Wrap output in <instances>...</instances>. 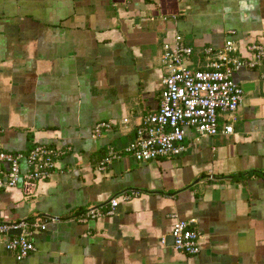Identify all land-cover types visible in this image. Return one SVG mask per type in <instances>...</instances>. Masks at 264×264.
Here are the masks:
<instances>
[{
  "label": "crops",
  "instance_id": "0c3cea01",
  "mask_svg": "<svg viewBox=\"0 0 264 264\" xmlns=\"http://www.w3.org/2000/svg\"><path fill=\"white\" fill-rule=\"evenodd\" d=\"M229 30L242 58L264 47V0H0V151L64 152L33 189L0 191V222L46 223L19 262L0 238V264H264V65L233 73L242 104L235 120L218 116L230 134L187 129L178 156L96 168L158 110L163 44L180 34L187 65L202 69L203 49L219 50ZM101 121L115 125L94 137ZM131 191L112 216L75 221ZM177 219L199 233V254L173 249Z\"/></svg>",
  "mask_w": 264,
  "mask_h": 264
},
{
  "label": "built area",
  "instance_id": "2783aa9c",
  "mask_svg": "<svg viewBox=\"0 0 264 264\" xmlns=\"http://www.w3.org/2000/svg\"><path fill=\"white\" fill-rule=\"evenodd\" d=\"M219 50L203 49L206 63L202 69H192L187 63L193 53L180 34L175 33L170 42L162 46L159 61L164 71L160 103L156 112L144 117L136 129V138L122 151L109 149L98 162L97 170L104 171L113 161L130 157L139 163L155 161L169 156H178L186 151L183 144L187 129H193L199 138L230 134L231 124L218 127V116L226 115L235 120V113L242 104L243 90L233 80V73L241 68L255 69L264 65V47L255 43L247 46L248 58H242L231 36ZM264 81V72L261 73ZM127 122L126 119L123 120ZM114 121H101L93 126V136L100 137L110 130ZM147 135V137H144ZM64 152L48 145H35L27 155L0 151V191L22 188L24 192L51 177L55 162ZM24 163L25 169H21ZM209 180L213 179L209 176ZM140 195L138 191L111 198L107 207L88 209L75 218L76 222L112 216L119 201L128 202ZM52 219V218H51ZM47 220V219H46ZM54 220V219H52ZM44 231L46 223L29 220L0 222V238L4 248L19 262L35 251L31 237L33 230ZM19 232L18 235H10ZM170 236L173 249L187 256L200 252V235L190 227L189 222L176 220Z\"/></svg>",
  "mask_w": 264,
  "mask_h": 264
},
{
  "label": "trees",
  "instance_id": "16d2710c",
  "mask_svg": "<svg viewBox=\"0 0 264 264\" xmlns=\"http://www.w3.org/2000/svg\"><path fill=\"white\" fill-rule=\"evenodd\" d=\"M27 220H29L31 222L37 221L38 223H41L42 222L39 217H35V218L27 219Z\"/></svg>",
  "mask_w": 264,
  "mask_h": 264
},
{
  "label": "water",
  "instance_id": "95a60500",
  "mask_svg": "<svg viewBox=\"0 0 264 264\" xmlns=\"http://www.w3.org/2000/svg\"><path fill=\"white\" fill-rule=\"evenodd\" d=\"M144 137H147V135H145ZM19 234V232H11L10 233V235H18ZM171 237V236H170ZM171 239H172V237H171ZM172 243H173V239H172Z\"/></svg>",
  "mask_w": 264,
  "mask_h": 264
}]
</instances>
